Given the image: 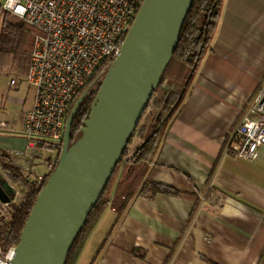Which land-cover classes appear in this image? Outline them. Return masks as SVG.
<instances>
[{"label":"crops","instance_id":"1","mask_svg":"<svg viewBox=\"0 0 264 264\" xmlns=\"http://www.w3.org/2000/svg\"><path fill=\"white\" fill-rule=\"evenodd\" d=\"M263 84L264 0H225L210 50L148 171L182 193L137 196L121 216L108 207L76 264H264V146L255 160L228 150ZM34 97L13 75L0 89V121L8 124L0 149L25 148L19 129Z\"/></svg>","mask_w":264,"mask_h":264},{"label":"water","instance_id":"2","mask_svg":"<svg viewBox=\"0 0 264 264\" xmlns=\"http://www.w3.org/2000/svg\"><path fill=\"white\" fill-rule=\"evenodd\" d=\"M194 0H143L91 104L82 136L64 129L57 167L41 189L8 264H65L121 161L178 44ZM11 198L0 184V202Z\"/></svg>","mask_w":264,"mask_h":264},{"label":"built area","instance_id":"3","mask_svg":"<svg viewBox=\"0 0 264 264\" xmlns=\"http://www.w3.org/2000/svg\"><path fill=\"white\" fill-rule=\"evenodd\" d=\"M143 0H4L2 6L24 18L35 29L26 82L35 89L34 102L25 112L19 133L23 150L10 152L15 165L28 176L59 161L64 129L73 104L82 96L103 62L118 53ZM15 83V80H11ZM8 124L0 121V130ZM264 146V84L254 95L249 113L230 137L228 150L255 160ZM37 161H39L37 163ZM0 173L4 176L1 171ZM45 173L35 174L38 185ZM5 177V176H4ZM5 192L16 200L17 190L6 178ZM8 203H1L3 212ZM15 247L0 250V264H8Z\"/></svg>","mask_w":264,"mask_h":264},{"label":"trees","instance_id":"4","mask_svg":"<svg viewBox=\"0 0 264 264\" xmlns=\"http://www.w3.org/2000/svg\"><path fill=\"white\" fill-rule=\"evenodd\" d=\"M225 0H194L185 19L178 44L173 52L153 97L146 108L121 161L117 164L103 194L89 214L77 236L65 264H76L87 239L108 207L118 216L124 214L132 200L141 196L153 198L157 194L178 196L181 190L148 178L150 164L160 147L166 128L178 114L191 74L197 70L210 50L221 18ZM36 29L24 18L5 9L0 3V73L24 80L28 74ZM114 57L107 58L84 90L70 127V145L82 136L91 104ZM74 105V104H73ZM138 141L136 145L134 142ZM58 162L45 176L41 185L35 175L28 176L18 168L11 153L0 149V168L5 178L20 189V195L0 212V250L5 253L15 247L31 214L41 189ZM43 173V172H40ZM216 188H208V197ZM197 203L188 223L198 211ZM136 255H139L136 253ZM141 257L143 255L140 254Z\"/></svg>","mask_w":264,"mask_h":264},{"label":"rangeland","instance_id":"5","mask_svg":"<svg viewBox=\"0 0 264 264\" xmlns=\"http://www.w3.org/2000/svg\"><path fill=\"white\" fill-rule=\"evenodd\" d=\"M2 1H4V0H0V2H2ZM10 76H12V75H10V74H6V73H0V89H3L4 88V86L6 85V83H7V81H9V78H10ZM138 143V141H135L134 142V145H136ZM39 161H37V163H38ZM46 168H47V166L46 165H41L40 167H39V169H34V170H32L31 172L33 173V175H32V177L35 175V174H39L40 172H44L45 170H46ZM0 179L1 180H3V179H5V177L0 173ZM13 184V186L15 187V189L17 190V196H16V199H17V197L21 194L20 193V189L14 184V183H12ZM1 205H0V209H1Z\"/></svg>","mask_w":264,"mask_h":264},{"label":"clouds","instance_id":"6","mask_svg":"<svg viewBox=\"0 0 264 264\" xmlns=\"http://www.w3.org/2000/svg\"><path fill=\"white\" fill-rule=\"evenodd\" d=\"M9 259H11V257H9Z\"/></svg>","mask_w":264,"mask_h":264}]
</instances>
